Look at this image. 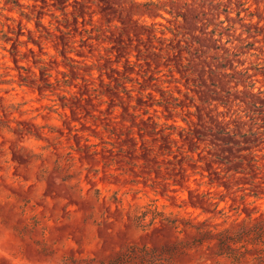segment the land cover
<instances>
[{"label": "rangeland", "instance_id": "374dc122", "mask_svg": "<svg viewBox=\"0 0 264 264\" xmlns=\"http://www.w3.org/2000/svg\"><path fill=\"white\" fill-rule=\"evenodd\" d=\"M249 218L264 0H0V264H264L194 245Z\"/></svg>", "mask_w": 264, "mask_h": 264}, {"label": "trees", "instance_id": "16d2710c", "mask_svg": "<svg viewBox=\"0 0 264 264\" xmlns=\"http://www.w3.org/2000/svg\"><path fill=\"white\" fill-rule=\"evenodd\" d=\"M256 199L262 198L259 193H252ZM256 200L249 202L253 205ZM159 215H155L150 220V224H155L158 222L163 225L164 222L167 223V219H158ZM246 221V220H245ZM259 220L248 219L246 226H242L235 234H231L227 229L218 233L212 231H203L202 226L205 225V221L199 222L195 225L197 229L198 237L195 238V246H202L205 243L207 247L212 251H215L217 256H226L232 258L234 261L239 262L241 257L246 253L251 251L249 245L254 247L259 243L264 245V229L260 227ZM172 245V246H171ZM167 246V248H178L182 245L179 240L175 243ZM146 255V254H145ZM144 255V259L146 258Z\"/></svg>", "mask_w": 264, "mask_h": 264}]
</instances>
